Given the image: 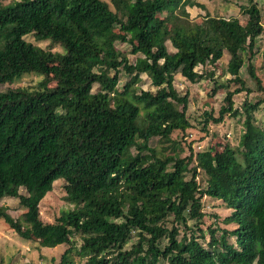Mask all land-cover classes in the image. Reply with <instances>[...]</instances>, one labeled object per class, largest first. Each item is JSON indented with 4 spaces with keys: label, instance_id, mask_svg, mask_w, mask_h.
Segmentation results:
<instances>
[{
    "label": "trees",
    "instance_id": "16d2710c",
    "mask_svg": "<svg viewBox=\"0 0 264 264\" xmlns=\"http://www.w3.org/2000/svg\"><path fill=\"white\" fill-rule=\"evenodd\" d=\"M110 3L113 9L102 0L0 1V86L25 74L42 77L33 88L0 92V200L16 198L24 210L14 220L0 206V219L42 248L69 245L57 264H73V255L85 264H264V129L254 124L264 97L253 104L244 100L240 109L233 101L250 94L239 75L246 61L254 89L264 94L252 63L264 32L258 4L245 0L239 17H222L195 0ZM188 7L205 12L199 22ZM28 35L51 48L26 41ZM116 43L129 44L130 53L141 57L130 63ZM224 51L231 78L225 87L214 85L212 94L227 92L217 117L204 113L202 130L243 115L244 132L236 148L226 142L194 153L190 144L184 156L182 140L171 136L192 125L188 95L177 93L174 76L180 69L196 83L203 74L195 69L216 65ZM121 74L128 81L118 91ZM142 74L154 92L137 89ZM57 179L64 181V201L72 208L44 223L40 203ZM204 197L230 210L223 223L232 226L209 227L206 247L202 234L191 231L179 240L175 227L188 232V220L201 222ZM170 217L174 226L168 229ZM132 232L137 240L124 249ZM74 236L82 240L78 250ZM163 238L167 245L161 248Z\"/></svg>",
    "mask_w": 264,
    "mask_h": 264
},
{
    "label": "rangeland",
    "instance_id": "374dc122",
    "mask_svg": "<svg viewBox=\"0 0 264 264\" xmlns=\"http://www.w3.org/2000/svg\"><path fill=\"white\" fill-rule=\"evenodd\" d=\"M1 3L8 4L18 0H0ZM110 4V8L113 9L110 0H102ZM197 3L203 5L205 10L211 15H219L222 17H239V7L245 4V0H195ZM262 13V24L264 26V0H255ZM190 18L194 22H199L204 16L205 12L197 7L187 8ZM25 40L37 45L44 49H50L51 45L48 41H36L32 35L25 37ZM117 50L125 55L130 63H134L136 58L141 55H133L130 53L131 46L129 44H115ZM166 47L170 55H174L175 50L171 47L170 43H166ZM52 51L61 52L59 46H52ZM256 55L252 59L253 65L257 67L258 76L264 83V32L257 38L255 43ZM228 54L224 51L221 60L214 66L197 67L195 71L202 73L203 78L196 83H190L188 80L183 78L180 74V69L174 76V88L180 96L185 94L188 95V110L187 118L192 125V128L187 130L185 134L181 132H174L172 139L176 141L182 140V146L185 149L184 156L188 155V146L191 144L193 152H201L210 148L211 145L229 143L232 147H237L241 135L244 132L243 120L244 116L240 115L237 118L226 119L221 124L210 123L207 127V131L202 130L204 123V113H210L212 111L213 116L217 117L218 110L223 105V98L227 90L220 89L216 94H212L214 85L226 86L227 81L231 78L226 72V64L228 61ZM247 61L240 70V77L244 79L246 87L250 89V94L245 95L241 93L233 97L234 107L240 109L244 100L253 104L259 98H263L264 94L259 93L254 89V83L250 79L247 73ZM141 82L137 85V89L143 91L154 92L156 90L150 83V79L145 75H140ZM42 77L36 74H25L17 79L11 85L0 86V92L6 88H33L40 81ZM128 81L126 75L121 74L119 76V84L117 86L118 91L122 90L123 85ZM237 87V85H231L230 90ZM98 90V86L94 85L92 92ZM254 124L261 129H264V104H262L254 112ZM183 138V139H182ZM150 146L157 144V139L150 141ZM160 147V145L158 144ZM168 153L171 150L167 151ZM191 164L190 167H193ZM198 176L197 181L201 189L206 187V177L201 170H197ZM191 173L188 174V178ZM64 181L57 179L52 184V190L44 197L40 203V217L44 223H53L54 220L59 216L63 210L71 209L72 205H69L64 201ZM19 193L25 194L24 189H20ZM0 206L7 208V213L14 219L19 220L23 209L19 206V200L16 198H3L0 200ZM202 212L204 217L201 222L194 220H188L187 227L190 231L186 232L183 225H175L179 231L178 239L180 240L183 235H190L192 231L195 235H203L199 239V242L206 247V243L209 240V234L207 229L224 228L231 229V225H225L223 219L227 217L230 210L225 208V205L218 200L204 197L202 199ZM115 222H119L115 221ZM165 226L171 229L174 226L172 218L170 217ZM198 228L201 231H198ZM137 240L136 234L131 233L130 239L124 246V249H129ZM75 249L78 250L82 245V240L79 236L72 237ZM230 242H234L233 238ZM167 245V239L163 238L160 241V247L163 248ZM69 245H59L54 248H42L39 246L37 241H31L21 238L13 230H11L2 219H0V264H57L64 251L68 249ZM73 264H85L86 260L78 256L73 255ZM159 264H165L161 261Z\"/></svg>",
    "mask_w": 264,
    "mask_h": 264
}]
</instances>
